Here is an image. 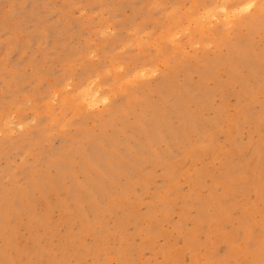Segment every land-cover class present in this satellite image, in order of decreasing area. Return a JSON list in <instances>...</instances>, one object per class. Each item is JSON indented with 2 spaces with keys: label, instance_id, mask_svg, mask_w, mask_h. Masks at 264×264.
Returning a JSON list of instances; mask_svg holds the SVG:
<instances>
[{
  "label": "rangeland",
  "instance_id": "374dc122",
  "mask_svg": "<svg viewBox=\"0 0 264 264\" xmlns=\"http://www.w3.org/2000/svg\"><path fill=\"white\" fill-rule=\"evenodd\" d=\"M0 264H264V0H0Z\"/></svg>",
  "mask_w": 264,
  "mask_h": 264
}]
</instances>
